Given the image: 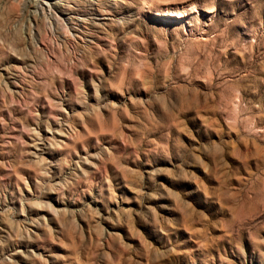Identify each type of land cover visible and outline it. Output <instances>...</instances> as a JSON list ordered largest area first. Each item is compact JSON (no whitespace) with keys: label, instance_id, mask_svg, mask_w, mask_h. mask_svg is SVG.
<instances>
[{"label":"rangeland","instance_id":"374dc122","mask_svg":"<svg viewBox=\"0 0 264 264\" xmlns=\"http://www.w3.org/2000/svg\"><path fill=\"white\" fill-rule=\"evenodd\" d=\"M46 1L0 0V264H264V0Z\"/></svg>","mask_w":264,"mask_h":264},{"label":"bare ground","instance_id":"6f19581e","mask_svg":"<svg viewBox=\"0 0 264 264\" xmlns=\"http://www.w3.org/2000/svg\"><path fill=\"white\" fill-rule=\"evenodd\" d=\"M45 3L47 4V6H48L49 10H53V9H52V7L50 6V4H51V3H49V0H48V1H46ZM41 4H42V7H41V12H42V13H45V12H44V7H43V2H42ZM46 4H45V5H46ZM44 15L46 16V13H45ZM50 15H51V14H50ZM46 17H47V16H46ZM51 18H52V15H51ZM51 18H50V19H51ZM48 19H49V18H48ZM64 20H66V21H67L68 19H65V18H64Z\"/></svg>","mask_w":264,"mask_h":264}]
</instances>
